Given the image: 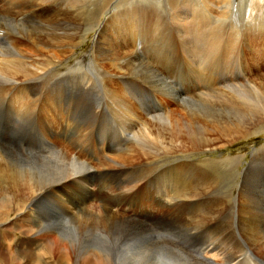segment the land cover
I'll return each mask as SVG.
<instances>
[{
	"label": "rangeland",
	"instance_id": "1",
	"mask_svg": "<svg viewBox=\"0 0 264 264\" xmlns=\"http://www.w3.org/2000/svg\"><path fill=\"white\" fill-rule=\"evenodd\" d=\"M23 1L0 0V17L1 14L10 15L9 13L20 9L30 10L35 7L38 0ZM40 1L43 4L42 8L26 15L24 19L31 20L29 21L31 24L38 26L40 22L51 16L68 21L66 23L70 24V32H63L58 27L56 30H59L57 33L71 45L73 50L71 49L72 51L70 50L62 59L63 62L55 65L54 70L47 73L42 80L26 84L32 85V91L39 96L49 95L60 98L61 112L50 113L47 116L52 120L58 119L54 128L40 117L43 99L37 100L34 107L31 105L27 108L29 112L26 114L22 113L23 109L15 112L12 105L15 90L12 83L8 82V74H20L21 71L20 60L11 51V45L19 46L23 50L34 49L32 42L26 39L31 36L30 29L13 23L9 26L8 20L1 17L0 54L4 56H0V155H3L1 159L3 161H0V179L3 183L0 184V188L8 191V188L13 187L14 180L36 172L41 175L50 168L53 169V178L65 175L62 172L65 166L70 165L68 171H71V160L61 157L52 150L54 146L50 145V148L44 151L41 130H46L47 133L52 131L56 138L48 137V141H52L51 143L54 141L55 144L61 142L63 148L67 146L68 154L81 158V161L83 159L82 162L89 165L95 164L97 157L101 156L102 150L99 149V145L101 139L108 134L107 139L110 143L113 142L117 146L119 143L122 144L121 150L125 151V160L120 164L117 163V168L105 164L103 171L98 170L97 167L91 169L88 193L93 197L90 199L93 205L106 203L104 206L114 207L113 204L116 203L117 207L113 210L117 214L110 219L108 215L112 214L106 215L108 217L106 220L98 214L101 213L98 211L92 212L90 217L83 215L80 220L82 223L73 221L70 226L77 227L79 231L77 256H82L89 249L97 246L96 238H107L110 245L114 244L116 237L123 231L124 242L143 247V264H167L158 258V254L162 253L180 264H184L185 260L203 264L200 255L203 251L210 253L215 251L220 259L217 258V261L223 262L222 264H264L263 260L250 258L252 254L259 256L258 250L262 245V243L257 244L258 250L252 251L254 244L248 239L250 232H247V229L249 226L254 229L255 226L250 221L248 223L238 221L241 189H251L252 193H256L259 204L264 201V112H260L263 115L261 119H254L251 112L246 116L244 115L247 112L241 117L234 116V111L229 106L240 98L233 96L234 89L226 88L242 85L245 87L241 89L246 92L254 90L263 92L264 0L258 2L257 0ZM131 13L138 17V20H135L137 23L127 16ZM174 14L181 16L175 20ZM192 18L207 25L202 29L205 36L209 37L211 42L217 41L220 47H216L217 51H212L209 64L200 62L199 59L202 58L193 64L194 59L187 56L196 44L192 41L193 32L190 33L183 24L193 26ZM106 19L111 20L109 25L114 22H116L115 26L117 22L123 25L131 23L134 24L135 33L146 29L156 35L157 44L149 45L146 38H140L142 43H145L142 53L153 67L156 65L155 69L158 72L164 73L171 89L159 86L150 73L141 72L136 68H131L130 74L124 78H115L118 80L117 83L122 82L123 89L118 86L112 87L125 94L129 102H138L149 114L158 113L161 109L160 103H170L166 105L163 116L156 118V121H145V129L150 131V139L136 137L144 125L138 129L133 138L121 137L122 123L115 120L111 102L106 98L107 95L101 85L105 76L96 69L98 61L92 49V43L96 40L99 29L92 26L102 24ZM179 20H183L184 23H179ZM211 34L213 35L210 36ZM104 35L106 33L100 32L98 39L102 41ZM151 37L152 35L150 39ZM226 45H229V48ZM218 50L222 52L218 53ZM43 55L42 51L39 55L40 60L43 59ZM178 91L188 98L183 103L174 100V95ZM201 92L203 94L199 95ZM226 108L228 110L222 114L220 111ZM227 115H230L228 120ZM206 116L222 119L221 123H225L230 128L229 131H232L233 139L230 142L224 141L222 132L208 124L205 132L198 131L193 123L198 128H202ZM167 117L171 121L170 128L163 127L160 122ZM80 130L84 133L81 143L76 141ZM206 139L209 140L206 146L217 145L218 148L205 150L203 141ZM72 142L74 145L67 144ZM115 149L117 147L109 154L110 157L115 154ZM257 150L259 152L251 159L253 151ZM183 160L190 162L183 163L187 165L176 169L173 167V172L170 170L169 164L175 162L178 165ZM138 163L146 165L140 166L141 169L128 168ZM8 164L26 165V167L11 168L7 166ZM119 165L123 167H118ZM56 172L60 173L56 174ZM175 172L179 175L183 174L179 181H188L189 188H197L199 193L193 196V193L188 194V198H177L176 196L179 195L177 182L173 184L171 195H168L171 190L168 183L171 174L174 175ZM131 177H136L134 179L139 181L134 183ZM45 184L46 182L38 184L36 190L44 189ZM63 190L61 197L66 203L67 201H70V204L74 203L66 195L65 192L68 191L79 201V204L75 205L77 209L83 205L82 191L73 186ZM119 193L120 195H117ZM107 201L112 202L109 204ZM41 203L39 207L41 215L33 212L30 216L34 221L37 217H46L47 211H51L42 228H52L50 225L52 222L57 226L62 223L67 226L71 223V218L66 219L65 210L54 199H45ZM260 215L263 216V213ZM5 216L2 218L5 222L0 223V259L1 255L8 257V251L13 249L10 245L18 244L19 237H22L19 231H8V220L13 221L14 213ZM13 235L16 236L12 238ZM36 244L39 246L43 242L39 241ZM41 249L43 250V247ZM22 250L21 247L19 252ZM42 250L39 252L44 254ZM1 260L0 264H4Z\"/></svg>",
	"mask_w": 264,
	"mask_h": 264
},
{
	"label": "bare ground",
	"instance_id": "2",
	"mask_svg": "<svg viewBox=\"0 0 264 264\" xmlns=\"http://www.w3.org/2000/svg\"><path fill=\"white\" fill-rule=\"evenodd\" d=\"M257 2H258V0H257ZM42 5L43 4H41V1L38 0L36 2L35 7L31 8L30 10L29 9L28 10L20 9L18 11H15L14 13L13 12L9 13L10 15L1 14V17H2V19L5 18L8 20L7 22H8L9 26H11V23H13V24L24 26V27H27L28 29H30L29 35H31V36L27 35L28 37H26V39H28L32 42L31 45H32V48L34 49L33 51H29L28 49L23 50V49H20L19 46L11 45V51L20 60L19 70L21 71L20 74L19 73H9L8 74V82L12 83V85L14 86V90H15L14 97H13V99L11 98L12 99V105H13L14 109L16 110L15 112L21 111V109H23L22 113L26 114L29 112L27 110V108H29L31 105L34 107L37 100L43 99V105L41 107L40 117L41 118L43 117L45 122L50 127L54 128V127H56V121H58V119L52 120V119H49L47 116L50 113H58L59 114L61 112L60 107H59V105H60L59 99L60 98H55V97H52L49 95L39 96L35 92L32 91L33 86L32 85L27 86L26 83L42 80L43 77L46 76L47 73H50L52 70H54L55 65L60 63L62 61V59L65 58L67 53L70 52V50L72 49L71 45L61 35H59L57 33V31H59V30H56V28L58 27L63 32H70V24L67 25L66 22H68V21H62L61 19H55V17H52V16H51V18L46 19L48 21L44 20V22H40L39 26H38V24H31V22H29L31 20L26 21L24 19L26 17V15H29L32 12L39 11V8H42L41 7ZM178 12L180 13V11H177V12L174 11V13H177V14H178ZM182 12H184V11H182ZM127 16H130V19L133 18V22L137 23L135 20H138V17H135L132 13L130 15H127ZM179 16H181V15H175L174 16L175 20H178ZM146 17H148V15ZM126 20L127 19H125V21ZM192 20H193V23H192L193 26L183 24V26L187 30H189L190 33L193 32L195 38L193 37L192 41L194 42V44H196L193 46L192 51L189 52V55H187V56H189L190 58L192 57L194 59L193 64H195V62H198L199 58H202V59H199L200 62L202 61L203 63L206 62L205 64H209L211 62L210 58H211L212 51L216 50V47H218V48H220V47L218 46L217 41L211 42L209 40V37L205 36L204 31L202 29L207 27V25H205L202 22H197L194 18H192ZM41 21H43V20H41ZM109 22H111V20L107 21V19H106L103 21L102 24L98 23V24H94L92 26L93 28L99 29V34H100V32H104V34L106 33V35H104L102 41H100L98 39V37H99V34H98L96 40L94 41V43H92V49L96 55L95 58L98 61V63H97L98 68H96V69L101 73V75L103 74L105 76V78L102 79L101 85L103 86L104 92L107 95L106 98L108 100H110V102H111L112 109L114 110L115 120H118L122 123L123 128H121V130H122L121 131V135H122L121 137L125 136V137H129L130 139L133 138L136 135L138 129L144 125L142 127V129L137 133L136 137H138L139 139H147V138L150 139V137H149L150 131L148 129L147 130L145 129V124H146L145 121H147V122L150 120L156 121L157 120L156 118H160L161 116H163V113L165 112L166 107H167L166 105H169L170 103L169 104H168V102L167 103H160L159 106H161V109L159 110V112L156 114H149V112L144 110L142 105H140L138 102H135V103L129 102L128 99H126L128 97H125V94H122L120 92V90L117 91L116 89H113L112 87L118 86V88L120 87V89H123L121 87L122 82L117 83L118 80L115 78H124L125 76L130 74L131 68H136L141 72L146 71V72L150 73L153 76V78L155 79V81L158 83L159 86H163L164 88L171 89L169 83L167 82V80L165 79V77L163 75L164 73L158 72L157 69H155L156 65L154 64L155 66L153 67L149 63V59L145 56L144 53H142L145 43H142L140 38L141 39L146 38L148 41V44L150 45V43H152V44L156 43V41H155L156 35H154L153 32H150L149 30H146V29L140 30L139 32L135 33V31L133 30L134 24H131V23L130 24L128 23L129 25H127V24L123 25L122 23L118 24V22H117V25L115 26L114 24L116 22H114L112 25H109ZM126 22H128V21H126ZM180 22L184 23L183 20H179V23ZM130 25H132V26H130ZM195 26H198L199 28H196ZM36 32H39L40 34H37ZM185 32H186V30H185ZM151 35H152V37L150 39ZM212 35L213 34H211L210 36H212ZM229 45L231 46V44H229ZM229 45H226L227 48H229ZM225 50H227V49H225ZM42 51L44 52V55H43V59L40 60L39 55L41 54ZM216 51L214 53H216ZM221 52H219V50H218V53H221ZM215 55H217V54H215ZM0 56H4V54H0ZM216 57L217 56H215V58ZM9 63L12 64V62H9ZM59 82H61V81H59ZM206 86H207V84H206ZM199 87H201V86H199ZM243 87H245V86L240 85L239 87H237V86L226 87V88H231L228 90L234 89L235 91L233 92V96L242 99V100H240V99L234 100L229 106L234 111V116L241 117L243 114H245L247 112L244 115V116H246L249 112H251L254 115V119H261L263 117V115L260 112H264V89H263L262 93L260 90H258L257 92H256V90L251 91V92H246V91L241 89ZM63 88H64V86H63ZM202 90L203 89H201V91ZM4 92H6V91H4ZM51 93H52V91H51ZM202 94H203V92H201L199 95H202ZM174 97H175L174 98L175 102L181 101L183 103L186 99H188V98H185V95H183L182 92H179V91L175 93ZM176 100H179V101H176ZM7 107H8V105H7ZM33 107H31V108L33 109ZM227 110H228V108H226L225 110H221L220 112L222 114H225L224 112ZM11 111H13V110H11ZM67 112H69V111L67 110ZM16 114H14V115H16ZM14 115H13V117H15ZM228 116H230V115H227V117ZM206 117H207V119L204 117V125L202 126V128H198L196 126V124L193 123L194 127L198 131L205 132L208 129L206 124H208V125H212L214 129H216L218 131L220 130L222 132L221 135L225 139L224 141L230 142L231 139H233L234 135L232 134V131H229L230 128L225 123H221L222 119L218 120L213 116H206ZM229 118L230 117H228L227 120ZM153 121H151V122H153ZM160 122L162 123L163 127H168V128L171 127V121H170L169 117L161 119ZM70 124H71V122H70ZM14 125H16V124H14ZM40 133L43 135V138H44V143H43V146L45 147L44 151L48 150L50 148L49 147L50 145L54 146L52 150L56 151L61 157L71 160V171H68L69 170L68 167H70V165L65 166L62 170V172L65 175H63L61 177L53 178L52 177L53 169L50 168V169H46L45 172H43L41 175H39L38 172H36L33 175L29 174L25 177L14 180L13 187L8 188V191L6 189L0 188V223L5 222V219H2V218L6 217L5 216L6 214H8V216H9L11 213H14L13 221L8 220V231H12V232H13V230L19 231V233L22 236L21 238L19 237L18 244L14 243L13 245H10V247L13 249L9 250L10 252L8 251V257L1 255V257H2L1 259L3 260L4 264H102V261H104V260H103V257H101L100 255H98L96 253L93 254L91 252H86L85 254H82V256H77L76 255L77 249L70 247L64 241L68 240V241L72 242L73 244L79 243L78 228L75 226H70V225H72L73 221H79L80 223H82L80 220H82L83 215L90 217V214L92 212L100 211L101 213H98V214L106 220H108V217H109V219L116 217L114 215H116L117 213L114 212V210H113L115 207H117V204L115 202H114L115 204H113L114 207L113 206H109V207L104 206L106 203L105 204L103 203L104 205H101V204L100 205H93L92 203H90V199L93 197H90L91 194L88 193L89 192L88 187H89V182H90L89 173H90L91 169L93 170L95 167H97L98 170L103 171L102 169H103V166L105 164H110V165L116 166V165H118L117 163H119V164L122 163L125 160V151L122 152V150H121L122 144L119 143V145L117 146V144H115L113 142L110 143L107 139L108 134H106L103 137V139H101V142L99 145L100 146L99 149L102 150L100 152L101 156L97 157L98 159H96L95 164L91 163L89 165V164L83 163L82 162L83 159L81 161L80 160L81 158L78 159L77 157H74L73 155L68 154V152L66 150L67 146H65V148H63L61 142H59V144H55V142L53 141V143H54L53 144V143H51L52 141L51 142L48 141V137H50L52 139L56 138L55 134L52 131L47 133L46 130L45 131L41 130ZM68 134H69V132H68ZM77 135L80 139L77 138L76 141L81 143V140L84 138V133L80 130ZM71 140H73V139H71ZM73 142H75V141H73ZM73 142L67 143V144L68 145H74ZM208 142H209V140H207V139L204 140L203 146H206ZM216 146L217 145L206 146L205 150L217 149L218 147H216ZM116 147H117V149H115V151H114L115 154L113 155V157H110L109 154ZM263 149H264V147H263ZM93 152H95V151H93ZM257 152H259V151L258 150L253 151V153L251 155V159L255 157L254 154ZM92 153H91V155H92ZM122 153H123V157H122ZM263 154H264V152H263ZM258 155H259V153H258ZM2 156L0 155V161H3V160H1ZM102 156H103V158H102ZM143 161H145V160H143ZM189 162H186L183 160L182 162H179L178 165L174 162L172 164H169V167H171L170 170H172L174 168L176 169L178 167L185 166L187 164H183V163L189 164ZM250 163L252 164V161ZM142 165H146V164L138 163V164L130 166L128 168L130 170H132L136 167H139L141 169L140 166H142ZM7 166H9L11 168H25L26 167V165H17V164H8ZM118 167H123V166L119 165ZM38 168H44V167H38ZM116 168H117V166H116ZM0 172H1V167H0ZM172 172H173V170H172ZM59 173L60 172H56V174H59ZM2 175H4V174H2ZM134 175H135V173H134ZM182 176H183V174L179 175L177 172H175L174 175L171 174V179L168 183L169 187H171V190L169 191V189H168V191H169L168 195L173 192V188H174L173 184H175L177 182L179 183V192H177V194H179V195L176 196L177 198H182V199L188 198V194L193 193L192 194V196H193L194 194L199 193L197 188H194V189L189 188L188 181L187 182L179 181L180 177H182ZM131 178H133L134 181H132V182H134V183L139 181L138 179H134L136 177H131ZM56 181H58V182H56ZM42 182H46V184L44 186L45 188L41 189V190H36V189H38L37 185L42 183ZM2 183H3V181L0 179V184H2ZM94 183H95V181H94ZM130 184H132V183H130ZM133 185H135V184H133ZM71 186L75 187L79 191H82L83 193L82 192L81 193L84 195V197L82 198L83 199V205H81V207H79L78 209L76 208L75 205H78L79 201L74 197L73 194H71L70 192L65 190L66 195L72 199V202H74L73 204H70V201L69 202L67 201V203H66L64 201L65 199L63 200L61 197L62 190L64 188L67 189V187H71ZM132 187L134 188V186H132ZM109 188H111V187H109ZM118 190H119V188H118ZM129 190H130V188H129ZM106 191H108V190H106ZM114 192H115V190H114ZM75 194H77V193H75ZM99 194H100V192H99ZM240 194H241V203H239V216H238L239 220L238 221L246 222V223H248L250 221V223L255 226L254 229L251 228L250 226L247 229V232H250L249 233L250 238H248V239L251 243L254 244V245H252V251L258 250L257 244L262 243L261 248L258 250L259 256L252 254L253 256H251L250 258L253 260H255L257 258L258 260H261V261L263 260V262H264V201H263V203L259 204L258 200L256 199L257 194L252 193L251 189H249V190L241 189ZM117 195H120V193ZM259 196H260V193H259ZM122 198H123V196H122ZM166 198L171 199V197H166ZM45 199H49V200L54 199V201L57 202V204L59 203V205L65 210L66 219L71 218L70 219L71 223L69 222L70 224H68L67 226H64L63 223L60 224L59 226H57L56 223L52 222L50 224V225H52V228H47V229L42 228V225L45 223L44 221L46 220V217H49L50 213H52L51 211H47L46 217H44V216H42L41 218L37 217V220L34 219V221H32L30 215H33V212L39 213V211H40L39 207H40V205H42L41 202ZM232 200H234V197H232ZM104 201H106V200H104ZM107 202L109 204H111L112 201H107ZM181 203H182V201L180 202V204ZM183 203H184V201H183ZM130 208H132V206ZM123 211H125V210H123ZM131 211H133V210H131ZM260 213H263V216L260 215ZM108 214H112V215H108ZM39 215H41V214L39 213ZM106 215H108V217ZM15 221L17 223H15ZM16 231H14V232H16ZM15 236L16 235H13L12 238ZM8 238H10V237H8ZM96 240H97L96 242L98 243V245L95 246L94 248H99L102 251H106L105 249H108V247L110 246V242L107 238H105V239L104 238H96ZM39 241H42L43 244H40L38 246V244H36V243H38ZM28 246H30V247H28ZM21 247L23 250H22V252H19ZM42 247H43V250L41 249ZM40 250H42L44 252V254L40 253L39 252ZM212 250H214V249H212ZM208 252L207 251L200 252L201 258L203 260V262H202L203 264H222L223 263V262L220 263L219 261H217L219 258L214 253L215 251L213 253H210V251H208ZM0 253H1V251H0ZM157 253H159V252H157ZM162 254H164V253H162ZM162 254H158V258L160 260L167 262V264H180L179 262H177L175 259L169 257L168 255L164 254L165 255L164 256ZM23 261H24V263H23ZM225 263H227V262H225ZM184 264H195V263L190 262V260H185Z\"/></svg>",
	"mask_w": 264,
	"mask_h": 264
},
{
	"label": "clouds",
	"instance_id": "3",
	"mask_svg": "<svg viewBox=\"0 0 264 264\" xmlns=\"http://www.w3.org/2000/svg\"><path fill=\"white\" fill-rule=\"evenodd\" d=\"M64 242L74 249L78 248V243L73 244L68 240ZM88 252H94L103 257L104 264H143V247L124 242L123 231L116 237L115 243L108 247V250L102 251L99 248H93Z\"/></svg>",
	"mask_w": 264,
	"mask_h": 264
}]
</instances>
